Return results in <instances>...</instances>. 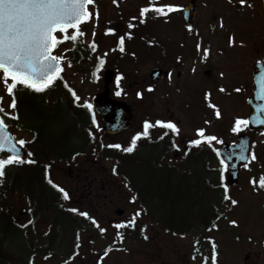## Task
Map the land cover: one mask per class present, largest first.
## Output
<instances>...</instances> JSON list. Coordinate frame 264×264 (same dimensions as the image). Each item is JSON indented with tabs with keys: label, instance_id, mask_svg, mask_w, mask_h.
Returning <instances> with one entry per match:
<instances>
[{
	"label": "rangeland",
	"instance_id": "1",
	"mask_svg": "<svg viewBox=\"0 0 264 264\" xmlns=\"http://www.w3.org/2000/svg\"><path fill=\"white\" fill-rule=\"evenodd\" d=\"M148 1L116 0L114 3L113 0H94V3L89 6L92 19L80 25L81 31L85 33L81 38L85 39L86 45L96 39L100 49L90 55L87 67L83 66L82 62L76 66L63 61V71L59 76V79L69 84L73 92L80 97V100L73 104L83 106L89 103L93 95L100 91L102 75L111 70L115 76H121L120 82L124 88L121 99L128 101L135 113L131 127L112 137L111 141L127 146L140 130L143 121L147 119L153 121L158 116L152 106L153 102H159L162 105L161 111L165 112L166 116L160 118L174 122L179 127V136L175 139L178 145L186 144L190 137H196V130L200 128L205 130L206 136L217 137V140L212 141L215 148L221 142L234 141L236 137L231 129L235 120L237 118L245 119L248 113L245 100L252 92V66L256 62H264V6H262L261 0H245L243 5L240 4V0H196L195 20L193 26L187 30L180 22L179 13L169 15L164 19L158 17L157 21L147 20V15V19L142 20L144 24L138 29L141 34L150 33L142 37L146 43H143L135 32L131 31L136 38L132 41H125V45H123L127 53H134L138 56L121 55L120 45L114 48L115 36H126L130 32L129 24H132L133 28L135 27V24L143 18L139 16L140 10L147 7ZM153 1L157 6L184 7L190 0ZM97 13L99 14L98 18ZM108 28L115 29V35L104 36L103 33H106ZM73 31H69L68 34L71 35ZM93 31L95 32L94 37ZM56 35L61 42L53 54L63 56V60H65L66 55H69L72 42L68 39L69 42L66 43L68 40L66 42L63 40V33L57 32ZM99 35L102 36L97 39ZM150 41L155 43V47L144 53L147 43ZM230 41H234V43ZM198 45L199 47H197ZM100 58H103L105 63L96 72L97 66L95 65H98ZM177 60L181 62L177 63ZM155 67L170 71L167 78H163L156 84L151 83L148 78L150 71ZM205 71H210L209 77L204 76ZM94 72H96V77L93 76ZM2 75L0 73V97L3 98L0 100V107H3L5 113L13 115L14 109L9 107L11 95L6 90ZM115 84L116 82L110 87L111 93L116 87ZM147 88H151V92H148ZM237 88L241 91L237 92L235 90ZM19 89H22V85L18 84L14 90L18 91ZM136 91H141L142 99L136 97ZM37 96L41 98V92ZM53 100L54 96L49 99V102ZM208 104H214L220 111L219 118L216 117L215 110L208 107ZM38 111H41L40 105ZM45 113L60 119L56 122V129H59V126L63 124L72 122L70 107L63 101V98L59 102L50 103L46 107ZM43 125L45 124L41 122V126ZM13 131L17 141L24 139L29 146L32 137L28 133L21 132L18 128H13ZM251 137L252 155L254 154L256 159L253 160L251 157L247 167L241 171L238 187L229 190V197L236 198L238 203L233 207L231 214L227 212L226 215L227 219L234 218L233 220L239 225L237 228V238L241 240L239 243L254 241L244 246L238 245V255L244 254L241 250L245 246L253 245L254 248L251 249L257 250V247L260 246L258 241H264V188L258 185L264 178V134L251 133ZM94 139L99 144L108 140L98 135ZM6 157L2 155L0 158ZM111 165L112 163H106L107 173H110ZM52 181L67 192L72 190V186L61 179L59 175H55ZM110 182L113 187V197L110 196V201L106 199L102 204L99 201L100 205L94 207L97 208L94 213L98 215L95 217L104 227L108 218H116L114 214L116 209L124 211L119 218L120 221L127 222V218L132 214V208H129L126 196L123 195L126 192L122 184L120 186L123 193L120 190L118 192L120 179L117 178ZM175 192L178 194L180 190H175ZM83 201H79L81 207L88 202L87 200ZM214 201H216L215 195L206 199L207 204ZM183 209L184 207H177L179 211ZM46 221L48 220L46 219ZM47 224L43 223L41 219L39 229L35 227L36 232L34 229L31 231L36 238L33 240L36 248L46 245ZM107 225L109 224L107 223ZM154 229L156 230V227ZM154 229L146 233L149 239V236L154 234ZM161 236L163 234L158 233V237ZM164 238L163 240L167 239L166 243L171 241L167 249L180 250L185 243V240L179 237H166L165 235ZM111 239L112 234H101L95 237L91 246L82 240V245L79 248L80 253L87 252V255L91 257L90 261L84 260V264H94L99 255L105 257L98 264H148V262L145 263V257L153 255V248L147 243L137 244L128 239L120 245L119 249L111 247L108 250V246L113 243ZM165 244H159V247L164 248ZM57 248L61 250L62 246H57ZM9 249L14 250L11 247ZM50 253L51 255L46 258L34 255L33 258L30 256L27 259L32 264H76L78 261L77 259L67 261L65 256L57 255L55 257L51 250ZM169 256L174 255L169 253ZM177 256L175 254V257ZM80 258L82 259V257ZM166 261H169V258ZM18 264L21 263L18 261Z\"/></svg>",
	"mask_w": 264,
	"mask_h": 264
},
{
	"label": "trees",
	"instance_id": "2",
	"mask_svg": "<svg viewBox=\"0 0 264 264\" xmlns=\"http://www.w3.org/2000/svg\"><path fill=\"white\" fill-rule=\"evenodd\" d=\"M151 17L150 14L148 18ZM134 32L137 35V32ZM100 37L101 35L97 36V39ZM135 37L134 33L130 31L126 40L132 41ZM94 41L97 46L99 43L96 42V39ZM85 42V39L81 37L77 42H73L68 55L69 64L77 66L82 62V65L87 67L90 55L94 54L95 50L91 47L92 43L86 45ZM147 44V48L150 49L151 44ZM123 53L130 56L127 51ZM132 56L134 55L132 54ZM54 88L53 92L41 98L44 99L58 93L62 86L57 84ZM62 93L66 94L67 91L63 89ZM66 98L68 99L67 95ZM16 100L17 122L22 126L23 131L32 135V143L27 150L32 155H28L24 159L25 163L8 166L5 175L0 180V264H18V261L21 264H29L30 261L27 258L30 256L33 258L34 255L41 257V252L45 255L56 247L59 241L63 242L64 251L60 252L58 256L67 257V261H72L75 256L79 262L83 260L78 258L81 254L79 248L82 240L91 246L95 237L101 235L102 224L98 222L100 228L94 224L87 226L84 219L91 220L80 216L77 212L70 211L72 206L75 208L73 198L72 200L65 199L63 193L50 187L48 181L52 180L55 175L68 179L76 175H87L89 171L99 175L97 171H100V167L106 160L114 161L113 168L116 171L114 173L112 169L111 175L122 177L125 186L130 191L136 192V194L138 191L140 194L139 192L144 189L150 194H156L155 197L159 198L162 204H159L162 210L160 215L166 217L168 221L166 224L176 221V216L173 213L163 215V211H166L164 210L166 205L162 202V200L165 201L163 195L169 191L165 186L169 187L174 182L173 179L178 181L179 177L184 178L187 173H183V168L156 164L154 162L157 160L156 148L152 145L150 137L143 143L139 142L140 147L137 150L134 148L131 153L125 152L127 153L125 155L124 151L115 148L106 147L103 150L102 148L98 150L97 145L91 141L88 115L82 108H70L72 122L63 124L59 126V129H56V122L59 118L49 116V119L42 110L38 111L36 108L37 97L32 96L29 90L22 91ZM68 103H71L69 99ZM69 106L71 107L70 104ZM12 122L13 120L5 119V124L9 127ZM41 122L45 125L41 126ZM29 160H34L35 163H28ZM143 177L146 181L140 182ZM73 183L81 184L76 181ZM173 185H179V182H175ZM172 206L169 207L172 208ZM151 207L154 209L155 205ZM91 212L87 213L94 217V213ZM41 219L43 223H48L46 245L36 248L33 242L36 238L31 231L34 229L36 232L35 227L39 229ZM141 219L148 223L147 216H136L135 225L143 224L144 221ZM112 221L108 223L111 227L106 224L103 229H109L106 233L111 232L114 238L118 239L119 232L113 228L117 223ZM176 223L180 224L181 221ZM21 225H26V227H21ZM58 228L60 229L57 231ZM121 231L120 235L126 234L130 237L134 235V231L131 229L123 228ZM102 234H105V231ZM10 247L14 250L11 251ZM86 256L87 252L82 253L80 257Z\"/></svg>",
	"mask_w": 264,
	"mask_h": 264
},
{
	"label": "snow or ice",
	"instance_id": "3",
	"mask_svg": "<svg viewBox=\"0 0 264 264\" xmlns=\"http://www.w3.org/2000/svg\"><path fill=\"white\" fill-rule=\"evenodd\" d=\"M115 3L116 0H113ZM94 0H0V72H2V79L5 84L7 92L12 96L10 108L16 107V98L14 94V89L17 85H23L29 89L36 92H43L49 88L55 80L58 78L59 73L63 71L61 66V61L64 59L63 56L54 55L53 50L61 42L58 39L56 33H63V40L70 39L73 42H77L79 37L85 35L80 29V25L84 22H88L92 19V12L89 11V5H92ZM240 4H245V0H240ZM251 6V5H249ZM167 8L168 11H172L174 6L165 5L163 7H157L154 9L155 12L161 13ZM149 12L148 7H144L139 12V16L143 17ZM97 18L99 14H96ZM136 19V17H133ZM142 22V21H141ZM133 27L129 24V28ZM69 29L74 30L71 35H69ZM107 33H114L115 29L108 28ZM93 37L95 32L92 33ZM234 43V41H230ZM125 37L121 35L119 37L120 51H124ZM91 47L95 50V41H92ZM199 47V45L197 46ZM207 53V50H205ZM105 61L103 58L98 60V65L96 72L104 65ZM195 71V69H193ZM96 72L93 76L96 77ZM9 78L11 83H9ZM120 77H117V86H119ZM149 91L152 89L149 88ZM237 92L241 89H235ZM71 91V89H70ZM224 91V89H221ZM120 93L117 92V95ZM73 97L76 101L80 100V97L72 92ZM210 95V94H207ZM137 96L142 97V93H137ZM3 98L0 97V100ZM88 109H91L90 104L84 105ZM215 110V115L217 118L221 116L220 111L216 108L214 104H211ZM0 113H4L3 107H0ZM5 115L11 116V113H5ZM18 118V117H12ZM210 123V121H208ZM249 121L241 118H237L232 127V132L239 133L243 127H247ZM159 125L165 129L170 130L174 134H179V127L171 121L165 122L161 120L155 121V124L145 121L143 125V132L137 133L135 137L132 138L131 145L129 147L123 148L122 150L127 153L133 151L136 141L141 136H149V128ZM7 125L3 117H0V138L7 131ZM168 133L165 132L164 135ZM196 135L198 138L192 139L189 143L191 145H200L202 142L211 143L217 140V137L212 135H205V130L203 128L196 130ZM163 139V136L160 137ZM8 143L11 147L8 149L9 155L6 158H0V177L5 175V168L12 164H22L26 161L21 156V148L26 145L24 139L15 140L14 137L8 133ZM19 145L20 147H18ZM173 147L179 150V145L173 143ZM109 148L121 149L120 144H109ZM3 144H0V151H3ZM219 155V153H217ZM31 156V153H27ZM252 159L255 160L256 157L253 154ZM28 163H35L34 160L27 161ZM223 163V161H221ZM247 167V165H245ZM116 169L113 168L115 173ZM52 184V180L48 181ZM255 184V181H253ZM58 190L63 193L65 199H68V193L60 186L54 185ZM260 187L264 188V178L260 180ZM225 200H229L230 197L227 195V188L225 187ZM232 205H236L238 201L235 199H230ZM73 212H77L80 216H83L89 220L98 228L100 225L95 220L94 217L89 216L87 212H80L78 209H71ZM140 213L134 214L131 220L127 221V225L135 227L136 216ZM235 224L236 221H231ZM125 223H118L115 225L117 229L125 227ZM21 227H26V225H21ZM146 227V226H145ZM101 232L106 231V229L100 228ZM144 231V229H142ZM145 239L148 237L145 236ZM198 243V242H197ZM213 252L215 253V245L213 244ZM50 255V254H49ZM213 262H215V254L212 257ZM29 264H32L30 261Z\"/></svg>",
	"mask_w": 264,
	"mask_h": 264
},
{
	"label": "flooded vegetation",
	"instance_id": "4",
	"mask_svg": "<svg viewBox=\"0 0 264 264\" xmlns=\"http://www.w3.org/2000/svg\"><path fill=\"white\" fill-rule=\"evenodd\" d=\"M152 106L155 108V112L158 114L155 121L161 120L165 121L160 117H165V112L161 111L162 105L159 102H153ZM209 107V106H208ZM210 109L214 110L213 108L209 107ZM171 119V117H169ZM161 131V129H158ZM163 135L165 132L168 134L166 135V139L162 142L168 143L170 133L167 129L162 130ZM159 146L161 147L162 144L160 143ZM170 149L167 148V151ZM161 156H167L166 151L161 153ZM213 161H201V160H185L177 162V164H181L185 167L189 166H202L205 164L212 163ZM215 162V161H214ZM219 162V161H218ZM221 163V162H219ZM201 182L194 179L192 184L190 185L191 192L189 195L193 198H201L204 196V192L201 190ZM222 193H220L221 195ZM165 195V194H164ZM193 204H196L193 202ZM221 208L226 212L231 214L233 207L236 205L227 204L225 207L223 203L220 204ZM216 221L218 222L217 225L213 227V229L209 230L213 232V237L206 239L205 238V229L198 228L197 225H184V229L191 228L197 229V233H187L184 236L185 243L182 248L179 249H167L170 246L171 241L167 242L166 240L155 238L156 247L153 250L152 256L145 257V263L148 264H264V241H258L260 244L257 247V250L251 249L254 246H245L243 248L244 255H238L237 248L238 245H242L239 243L237 239L233 238L234 232V224L231 223L233 219L224 216L222 213L217 212L215 214ZM224 224V225H222ZM228 237V239H225ZM198 242V243H197ZM253 243L254 241H245L247 243ZM166 243V244H165ZM244 243V242H243ZM165 244V247H159L158 245ZM213 244L215 245V253L213 252ZM244 246V245H243ZM169 253H172L174 256H169ZM175 254L178 256L175 257ZM215 254V262H213L212 257ZM169 258V261L166 259ZM165 259V260H164Z\"/></svg>",
	"mask_w": 264,
	"mask_h": 264
},
{
	"label": "water",
	"instance_id": "5",
	"mask_svg": "<svg viewBox=\"0 0 264 264\" xmlns=\"http://www.w3.org/2000/svg\"><path fill=\"white\" fill-rule=\"evenodd\" d=\"M264 6V0H262ZM196 13V1L192 0L183 9L181 14L182 23L190 26L193 23ZM208 74V73H207ZM162 75L160 69H154L150 73L152 81L156 82ZM112 73H107L103 78L104 91L97 94L92 101L93 108L102 122V130L108 134H115L125 130L131 123L133 111L125 102L110 100L108 97V84L112 80ZM253 81L255 85L254 95L247 100L250 108L247 121L248 127L252 129H264V64L257 63L253 66ZM0 144H3V151L9 153L8 149L11 145L8 143V133L0 138ZM10 154V153H9ZM219 154L228 164L227 166V183L230 186L237 185L238 173L240 166L247 163L249 154V139L240 136L238 142L233 145L223 144L219 148ZM24 152L21 150V156ZM121 215V211L117 212Z\"/></svg>",
	"mask_w": 264,
	"mask_h": 264
}]
</instances>
